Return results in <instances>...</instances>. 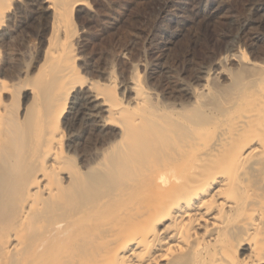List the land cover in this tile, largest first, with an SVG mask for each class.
Returning a JSON list of instances; mask_svg holds the SVG:
<instances>
[{
  "label": "bare ground",
  "instance_id": "6f19581e",
  "mask_svg": "<svg viewBox=\"0 0 264 264\" xmlns=\"http://www.w3.org/2000/svg\"><path fill=\"white\" fill-rule=\"evenodd\" d=\"M22 1L43 46L0 48V264H264V3L255 60L231 50L186 87L136 66L122 92L81 77L86 0H0V46Z\"/></svg>",
  "mask_w": 264,
  "mask_h": 264
},
{
  "label": "rangeland",
  "instance_id": "374dc122",
  "mask_svg": "<svg viewBox=\"0 0 264 264\" xmlns=\"http://www.w3.org/2000/svg\"><path fill=\"white\" fill-rule=\"evenodd\" d=\"M22 2L23 32L0 48L15 49L20 62L24 55L34 64L43 46L42 19ZM259 3L264 0H86L75 9L81 77L106 83V73L114 70L124 92L137 66L146 81L195 85L202 70L213 68L231 50H243L255 60ZM153 88L161 94L165 87Z\"/></svg>",
  "mask_w": 264,
  "mask_h": 264
}]
</instances>
